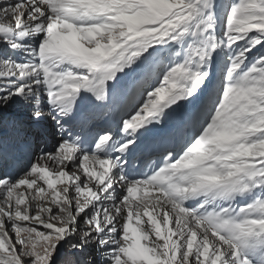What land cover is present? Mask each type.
<instances>
[{"label":"snow or ice","instance_id":"1","mask_svg":"<svg viewBox=\"0 0 264 264\" xmlns=\"http://www.w3.org/2000/svg\"><path fill=\"white\" fill-rule=\"evenodd\" d=\"M0 264H264V0H0Z\"/></svg>","mask_w":264,"mask_h":264},{"label":"bare ground","instance_id":"2","mask_svg":"<svg viewBox=\"0 0 264 264\" xmlns=\"http://www.w3.org/2000/svg\"><path fill=\"white\" fill-rule=\"evenodd\" d=\"M143 112H144V111H143ZM140 115H141V114H140ZM134 116H135V115H134ZM134 116H132L131 118L129 117L128 119H132ZM132 122H133L134 124H138V123H140V121L135 120V119H133ZM136 129H137V128H136ZM42 147H43V146H42ZM66 163L69 164V167H68V169H67L69 172L75 170V169H73V168L71 167V166H72V163H71V162L66 161ZM74 163H75L77 166H79L80 161L77 160V161H75ZM95 167H96L97 170L102 171V169L99 168V164H98V163L95 165ZM79 174L82 176V178H84V173H83V169H82V168L80 169ZM41 183H43V182L41 181ZM45 187H46V185H45ZM57 187H62V185H57ZM118 190H122V191H123L124 189H119V188H118ZM124 191H125V190H124ZM153 194H154V193H153ZM137 195H138V196H142L143 193L141 192V193H138ZM143 219L146 221V220H147V217H144ZM133 226H135V224H134Z\"/></svg>","mask_w":264,"mask_h":264},{"label":"rangeland","instance_id":"3","mask_svg":"<svg viewBox=\"0 0 264 264\" xmlns=\"http://www.w3.org/2000/svg\"><path fill=\"white\" fill-rule=\"evenodd\" d=\"M144 102H146V97H144V99L142 100V102H141V104H140V107L139 108H142V105H143V103ZM141 115H140V117L142 118V117H144V115H145V112H143V111H141V112H139ZM72 167V166H71ZM73 168V167H72ZM24 224H27V222H23ZM12 236H13V239L15 238V234L14 233H12ZM18 248H19V246H17Z\"/></svg>","mask_w":264,"mask_h":264}]
</instances>
